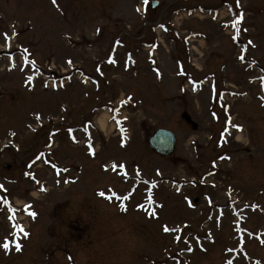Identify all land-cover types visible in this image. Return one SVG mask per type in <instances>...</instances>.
Segmentation results:
<instances>
[{
	"label": "rangeland",
	"instance_id": "374dc122",
	"mask_svg": "<svg viewBox=\"0 0 264 264\" xmlns=\"http://www.w3.org/2000/svg\"><path fill=\"white\" fill-rule=\"evenodd\" d=\"M152 1L0 0V264H264V0Z\"/></svg>",
	"mask_w": 264,
	"mask_h": 264
},
{
	"label": "water",
	"instance_id": "95a60500",
	"mask_svg": "<svg viewBox=\"0 0 264 264\" xmlns=\"http://www.w3.org/2000/svg\"><path fill=\"white\" fill-rule=\"evenodd\" d=\"M154 4H156V3H154ZM154 4H153V6H154ZM182 117L186 121L190 122V117L186 113H183ZM191 123H192L193 129H195L196 124L193 122H191ZM148 143H149L150 148L154 152H156L162 156H167V155L172 154L174 149H175L174 136L170 131L165 130V129H157L152 134V136L149 138Z\"/></svg>",
	"mask_w": 264,
	"mask_h": 264
},
{
	"label": "snow or ice",
	"instance_id": "6c2138e0",
	"mask_svg": "<svg viewBox=\"0 0 264 264\" xmlns=\"http://www.w3.org/2000/svg\"><path fill=\"white\" fill-rule=\"evenodd\" d=\"M53 2H55V0H53ZM122 103H123V101H122ZM236 127L239 128V126H236ZM101 195H103V193H101ZM32 215H35V213H32ZM165 231H168V229L165 228ZM3 247H4L5 250H7L8 245L4 244ZM17 248H19V245H17ZM229 264H231V262H229Z\"/></svg>",
	"mask_w": 264,
	"mask_h": 264
},
{
	"label": "bare ground",
	"instance_id": "6f19581e",
	"mask_svg": "<svg viewBox=\"0 0 264 264\" xmlns=\"http://www.w3.org/2000/svg\"><path fill=\"white\" fill-rule=\"evenodd\" d=\"M98 124H99L100 128L104 129V125H103L102 121H99Z\"/></svg>",
	"mask_w": 264,
	"mask_h": 264
}]
</instances>
